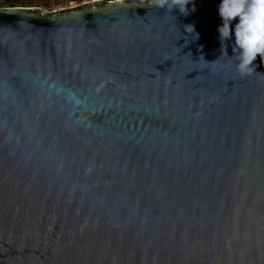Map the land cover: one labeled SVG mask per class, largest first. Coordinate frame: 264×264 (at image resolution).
Returning a JSON list of instances; mask_svg holds the SVG:
<instances>
[{
	"label": "water",
	"instance_id": "water-1",
	"mask_svg": "<svg viewBox=\"0 0 264 264\" xmlns=\"http://www.w3.org/2000/svg\"><path fill=\"white\" fill-rule=\"evenodd\" d=\"M218 3L0 6V264H264V62Z\"/></svg>",
	"mask_w": 264,
	"mask_h": 264
},
{
	"label": "clouds",
	"instance_id": "clouds-1",
	"mask_svg": "<svg viewBox=\"0 0 264 264\" xmlns=\"http://www.w3.org/2000/svg\"><path fill=\"white\" fill-rule=\"evenodd\" d=\"M189 2L190 0H157V7L169 10L176 7L185 13V6ZM217 10L221 19L217 28L221 52L227 55L225 41H228L236 60L237 73L241 76L250 74L256 57L264 62V0H219ZM234 18H237L235 23ZM190 29L189 32H192L191 26Z\"/></svg>",
	"mask_w": 264,
	"mask_h": 264
},
{
	"label": "rangeland",
	"instance_id": "rangeland-1",
	"mask_svg": "<svg viewBox=\"0 0 264 264\" xmlns=\"http://www.w3.org/2000/svg\"><path fill=\"white\" fill-rule=\"evenodd\" d=\"M92 0H0V6H8L9 3L16 4V6H37L42 11L55 10L61 8L72 7L79 3ZM104 2L105 0H99Z\"/></svg>",
	"mask_w": 264,
	"mask_h": 264
},
{
	"label": "trees",
	"instance_id": "trees-1",
	"mask_svg": "<svg viewBox=\"0 0 264 264\" xmlns=\"http://www.w3.org/2000/svg\"><path fill=\"white\" fill-rule=\"evenodd\" d=\"M13 5H16V4H13V3L11 2V3H9V5H8V6H13Z\"/></svg>",
	"mask_w": 264,
	"mask_h": 264
}]
</instances>
